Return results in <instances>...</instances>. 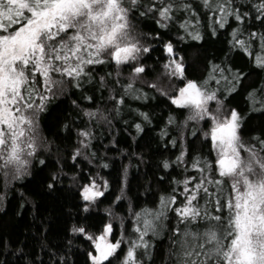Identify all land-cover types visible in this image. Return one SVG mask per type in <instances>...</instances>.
I'll list each match as a JSON object with an SVG mask.
<instances>
[{
    "label": "snow or ice",
    "instance_id": "1",
    "mask_svg": "<svg viewBox=\"0 0 264 264\" xmlns=\"http://www.w3.org/2000/svg\"><path fill=\"white\" fill-rule=\"evenodd\" d=\"M148 20L157 27L141 31L139 22ZM221 29H231L229 53L246 56L248 70L226 53L194 78L187 49L203 47L196 42ZM237 96L243 106L233 103ZM71 97L70 110L62 109ZM151 101L165 115L145 111ZM253 120L259 122L250 126ZM46 128L58 131L49 138ZM73 131L75 142L61 148L57 140L70 142ZM105 133H115L103 145L108 151L124 133L129 149L146 137L145 146L156 141L163 175L155 177L156 192L145 187L150 204L137 210L127 196L131 160L144 163L143 152L115 149L129 164L112 181L87 167H112L96 143ZM14 182L27 189L19 192L16 216L29 204L33 217L41 216L44 196L70 195V227L51 217L35 225L48 264H79L68 255L69 233L87 244L83 264H264V0H0L4 215L9 193L17 198ZM125 200L127 216L117 212ZM61 232L66 245L52 242ZM0 247H7L2 238ZM27 264L45 261L33 255Z\"/></svg>",
    "mask_w": 264,
    "mask_h": 264
},
{
    "label": "trees",
    "instance_id": "2",
    "mask_svg": "<svg viewBox=\"0 0 264 264\" xmlns=\"http://www.w3.org/2000/svg\"><path fill=\"white\" fill-rule=\"evenodd\" d=\"M140 30L143 32H150L153 30V28L157 27L151 20L148 21H140ZM235 25H233L234 27ZM231 29H228V32H230ZM228 32H225L223 29L220 30L217 37H208L206 36L205 41L196 42L203 47H193L187 49V60L190 64L194 65L195 68V77H201L206 72V67L208 64V61H215L216 63H220L221 60L225 58V54L229 53L227 40L230 38L228 36ZM177 35L176 29L173 28V36ZM185 43H191V42H185ZM180 48H184L185 44H180ZM231 56V62H234L237 67L244 65L245 71H247V57L238 55L236 52L229 53ZM160 56V53L153 52L152 57L153 59H150L147 61L148 64L152 65L154 64V60L156 57ZM160 68H156V72H154L152 75L154 76L156 73L160 72ZM152 77H149L151 79ZM257 77L254 74L253 77L250 78L249 82H252L256 80ZM75 99V97H71L69 100L65 101V104L61 105L62 109L70 110V100ZM238 102L241 106H243V99L242 97H235V100L233 103L235 104ZM139 103L137 102L133 103V107H138ZM156 101H151L149 103V107L145 108V111H148L151 109L154 111V113L157 116H163L165 115V112L163 110V105L155 106ZM124 119H128V116H124ZM259 121L253 120L250 122V126H255ZM157 123L156 120L153 121V125L149 126L152 128V131L149 133L150 136L155 137L157 135L158 129L154 127V125ZM121 125L119 123L116 124V128H120ZM58 131V129L53 128L51 132L45 129V135H48L49 138H53L54 134ZM60 137H67L69 134L67 132H64L63 130H59ZM112 135H115L113 133ZM112 135H109L105 133L104 137L97 141L100 145V152L105 153L107 157V163L112 165V167L104 168V169H98L94 167L93 165L87 166L91 171H99L102 176L109 179L110 181L114 180L121 170L122 165H128L129 160L125 157H122L120 155V152L115 149H128L129 152L135 151V152H143L145 155V162L140 163L138 160L133 158L131 160V164L133 167H130L129 169V180H130V186L131 191L127 193V196L131 198V202L134 207L139 209V207H142L145 204H150L151 200L145 196V187H151L153 192H156L158 188L160 187L159 184L155 181V177H158L160 175H163L162 172H159L156 170V164L159 160H161L163 157L160 154H153V149L156 148V141L153 140L151 142V146H145L146 140L140 141V145L136 146L133 145L131 149H129V144L132 143L131 138H127V134L124 133L120 136H117V139L120 141L118 145L112 146L114 148L113 151H108L103 147V145H108L109 141L112 138ZM133 135L135 133L133 132ZM75 142V132L71 134V141L65 142V144H61L60 140H57V144L61 146V148H64L66 145H70V143ZM56 149L53 148L52 152V159L54 160L56 158ZM66 155V153H65ZM170 155L169 153H164V156ZM71 162V161H69ZM94 163H99V161H96ZM139 164V171L135 167V165ZM37 167H40L37 165ZM65 171H69L68 169H65ZM180 170L177 169L176 171L172 172L173 176L177 175V172ZM71 173L69 172V175ZM21 182H14L15 187V195L16 199H12V193H9L8 199L11 201V204L5 208L3 211L7 212V215H4L2 211H0V238L3 239L4 244L7 247H0V264H4L5 261L8 262V264H27V261L33 258V255L39 257L43 261H45V264H48L49 256L41 251L40 244L41 240L36 239L35 237L39 236L40 233L36 232V223H38L40 220L47 219L48 217L52 218L51 222H55L59 228H63L65 224H67L69 227L71 226L72 221L68 220L65 216V213L68 212L72 205L70 202H65V196L69 195L68 193H55L51 196H44L41 200L40 197H33L35 200H41L40 204V211L43 215L33 217L32 215V207L31 204L26 205L27 211L23 213L21 216H16L14 213L16 211H19L16 207L17 203L19 202V192L21 190H27V189H21L20 187ZM26 183V182H24ZM69 181H64V186L66 187L68 185ZM167 183V181L165 182ZM34 187L33 184H28L27 188ZM2 190V189H0ZM139 198V199H138ZM70 199V195H69ZM151 199H154L152 197ZM109 203V200H105L104 204L100 205V209L102 210L103 207H105ZM127 207H128V201L125 200L123 207L120 209H117V212L120 213V215L127 216ZM100 215H103V212H100ZM120 221L119 219L114 220V225L116 226V229H119ZM126 226L131 227V225L126 221ZM118 234V231H117ZM67 239H71L73 241L72 243V251L68 253L71 257V262L79 261V264H83V256L80 255V253L83 252V249L87 246L86 242L83 238L80 239H74L71 235V233L68 234ZM67 239H63V233L61 232L60 236H54L52 238L53 243H63L66 245ZM46 242V241H45ZM23 248V251L25 255L21 256L19 252H17V249Z\"/></svg>",
    "mask_w": 264,
    "mask_h": 264
}]
</instances>
